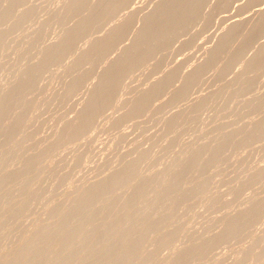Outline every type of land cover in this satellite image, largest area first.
Here are the masks:
<instances>
[{"label": "rangeland", "instance_id": "obj_1", "mask_svg": "<svg viewBox=\"0 0 264 264\" xmlns=\"http://www.w3.org/2000/svg\"><path fill=\"white\" fill-rule=\"evenodd\" d=\"M0 264H264V0H0Z\"/></svg>", "mask_w": 264, "mask_h": 264}, {"label": "bare ground", "instance_id": "obj_2", "mask_svg": "<svg viewBox=\"0 0 264 264\" xmlns=\"http://www.w3.org/2000/svg\"><path fill=\"white\" fill-rule=\"evenodd\" d=\"M45 4H43V3H40L38 6H37V8H40V7H42V6H44ZM72 5V3L71 2H67L64 6L65 7H69V6H71ZM20 16V15H19ZM151 19H153L154 20V18L152 17V16H150V17H148V20H150L151 21ZM35 31V30H34ZM34 31L32 32V33H34ZM32 33H30V34H32ZM141 34H137V36H136V38H140L141 36H140ZM135 37V36H134ZM175 39V38H174ZM186 78H188V76H186ZM130 81H133V80H130ZM130 83V82H129ZM125 84V83H124ZM131 84H132V82H131ZM130 84V85H131ZM73 92H75V90L73 89V90H71V92H68V94H70V93H73ZM204 107H205V105H203V106H201L200 107V109H199V111L201 112L203 109H204ZM60 118H62V119H64L65 118V116H64V118L63 117H58L57 118V121H58V119L60 120ZM67 118V117H66ZM61 119V120H62ZM64 120H66V119H64ZM120 141H122L123 140V138L122 137H120V138H118ZM243 179L245 178V174L243 173ZM242 176V175H241ZM241 176H240V178H241ZM242 178L241 179H239V180H243ZM248 222H246L245 223V225L247 224ZM245 225H244V227H245ZM244 227L242 228V229H244ZM226 234H228V235H237V234H239V233H241V230H238V231H235L234 232V230L232 231V230H227L226 232H225ZM181 248V245H178V246H176L175 248H174V250H178V249H180Z\"/></svg>", "mask_w": 264, "mask_h": 264}]
</instances>
